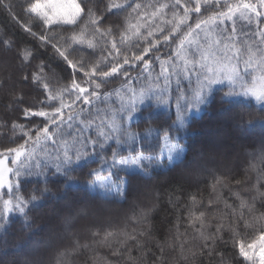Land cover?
Wrapping results in <instances>:
<instances>
[{"label": "snow or ice", "instance_id": "obj_1", "mask_svg": "<svg viewBox=\"0 0 264 264\" xmlns=\"http://www.w3.org/2000/svg\"><path fill=\"white\" fill-rule=\"evenodd\" d=\"M0 9L36 41L16 53V64L2 61L12 71L0 78V88L8 87L11 96L6 107L20 106L22 117L29 121L27 127L17 121L0 125L10 127L14 134L19 130L24 138L18 146L0 152V190L6 189L0 192V229L7 231L13 213L25 218L29 250L24 264H71L73 256L92 247L82 244L74 233L80 220L103 215L113 199L126 200L133 181L151 179L156 168H185L188 153L179 135L191 126L189 114L211 103L213 85L227 84L223 103L251 98L264 106V0H19L18 4L0 0ZM193 13L197 16L194 24L190 23ZM113 16L117 21L109 22ZM25 17L39 23H28ZM237 19L255 23V30L250 35L238 30ZM163 45L171 46V51L155 56L160 71L153 76L152 62L146 57ZM0 46L11 51L14 45L0 40ZM39 50L52 52L49 59L64 66L60 73L44 59L32 63ZM136 66H142L141 73L133 77L130 69ZM65 70L67 75L62 74ZM117 76L123 77L120 87L106 90ZM173 78L176 118L167 129L153 127L159 118L154 115L156 108L171 102ZM182 80L188 81L187 90ZM23 88L40 93L35 104L25 102L31 93ZM140 123L143 129L133 128ZM244 125L248 130L257 125L264 129V120ZM93 129L94 135L85 134ZM153 137L155 144L149 142ZM218 155L209 148L194 161L192 171L211 178L209 191L206 197L191 195L183 206L181 219L186 227L180 232L176 225L172 242L165 238L159 243L161 264L170 259L165 256L166 247L174 264H195L198 257L215 256L216 244L225 235L233 238V246L247 264H264V211L260 210L264 209V152L253 157L242 179L218 171ZM9 156L15 167L10 166ZM93 163L98 166L92 168ZM85 168L88 179L84 184L101 203L66 200L49 218L47 235L39 236L28 213L30 205L36 206L50 192L49 173L62 177L70 191L81 183L73 174ZM30 177H43L45 187L39 195H18L22 178ZM150 211L142 208L129 217L134 225L131 231L92 230L93 243L137 264L141 257L133 252L149 250L151 231L144 225ZM138 224L142 226L136 228ZM246 231L253 234L250 241L235 239ZM68 236L73 237L72 244L57 248L48 258L46 251L55 241ZM93 264L100 261L94 259ZM219 264H226L222 255Z\"/></svg>", "mask_w": 264, "mask_h": 264}, {"label": "trees", "instance_id": "obj_2", "mask_svg": "<svg viewBox=\"0 0 264 264\" xmlns=\"http://www.w3.org/2000/svg\"><path fill=\"white\" fill-rule=\"evenodd\" d=\"M12 2L18 4L19 0H12ZM16 12H20L19 7L16 8ZM196 19L197 16L193 13L190 23L194 24ZM25 20L28 23H39L34 17L31 20L25 17ZM116 21L117 17H110L109 22ZM253 31L246 32L250 35ZM0 40H9L14 45L11 51H6L3 46H0V78H4L9 71H12V68L6 66L2 61L7 60L9 65L16 64V53L26 46L35 45L36 41L2 9H0ZM170 51L171 46L163 45L160 47L159 52L154 50L146 57L152 62L153 76L160 71L159 62L155 60V56L164 57ZM37 57L36 60L32 61L33 64H38L41 59H44L58 73L64 67L59 64L57 59H49L52 57L50 50L46 52L43 50L37 51ZM141 68L142 66H136L130 69L131 76L136 77L141 73ZM62 74L67 75V71L65 70ZM122 83V76L114 77L106 85V90L110 91L113 88H118ZM136 86L139 87V84ZM181 86L187 90L188 81L182 80ZM192 87H195V76L192 77ZM175 89L176 83L175 78H173L171 102L169 105H160L156 108L154 115L158 114L159 118L153 122V127L167 129L175 120ZM22 90L25 93H31L25 96L27 104H35L40 98V93L37 91L29 88H23ZM228 90L226 83L224 85H213L211 103L205 106L202 111L189 114L192 121L191 126L179 135L180 143L188 153L185 168H176L172 171L162 167L156 168L151 179L139 178L133 181V187L126 200L113 199L112 203L105 205L109 210L103 215L82 219L74 226V233L80 242L82 244L89 243L92 247L83 254L73 256L71 264H93L94 259L100 261V264H130L126 255L114 256L111 249L93 243L91 231L98 229L102 233L105 230L112 231L125 228L131 231L134 225L129 217L134 212L139 213L142 208L151 209L148 214L147 225H144L150 228L151 231V237L147 240L149 250L145 252L134 251L133 255L141 257L137 264H153L154 260L156 264H161L157 260L160 255L157 246L165 238H167L168 243L172 242L173 234L177 231L176 225H179L180 232L184 231L186 225L181 217L183 216V206L189 202V197L201 193L206 197L208 194V184L211 178L206 174L198 175L195 171H192L196 168L194 161L198 159V155L202 150L214 148L219 153L216 160L218 171L230 176L232 179H242L244 177L249 162L253 160V157H259L264 152V129L257 125L252 130H248L244 122L264 120V106L257 104L251 98L238 104L223 103L222 97ZM17 91H21V86H17ZM188 94L191 93L188 92ZM10 99L9 88H0V125L17 121L27 127L29 121L24 120L22 117L20 106L15 108L6 107ZM112 99L115 101L116 98L113 97ZM98 106L103 107L102 104ZM32 119L39 120V118ZM143 127V123L138 126L133 125V128L137 130L143 129ZM85 134L94 135L95 130H90ZM172 135H175L174 130ZM23 142L24 138L19 130L14 134L10 127H0V152H4L5 149L10 147H16ZM149 142L155 144V137L151 138ZM12 158V156L8 157L9 164ZM10 166L15 167L11 164ZM97 166L98 163L91 165L92 168ZM87 171L88 168H85L82 172L73 174L81 183L78 186H73L70 191L64 186L62 177L53 176L49 173L47 187L50 192L45 195L44 199L35 202L36 206L30 205L31 211L28 213V216L34 222V230L39 232V236L47 235L50 226L49 218L55 210L63 207L66 200L88 205L101 203L84 184V181L88 179L85 175ZM250 174L253 177L255 175L254 173ZM121 175L123 174L121 173ZM44 187L43 177L22 178L18 195L25 198L32 194L39 195V190ZM0 192H6V190H0ZM57 197H64V199H57ZM260 210L264 211V209ZM24 224L25 218L19 213H13L7 222V231L4 232L3 229H0V264H24L25 253L29 250L25 246L29 233L24 230ZM141 226L139 224L135 225L136 228ZM252 235V233L246 231L235 237V239H243L248 242L252 239ZM36 238L38 237L33 236V239ZM72 240L73 237L68 236L63 240L55 241L52 248L46 251V256L48 258L53 257L57 248L69 247ZM233 245V238L230 235H225L223 240L218 241L216 244L217 255L198 257L195 264H219L221 255L224 257L226 264H247L239 256L238 250ZM172 255L166 247L165 256L170 257L167 264H174V260L171 259Z\"/></svg>", "mask_w": 264, "mask_h": 264}, {"label": "rangeland", "instance_id": "obj_3", "mask_svg": "<svg viewBox=\"0 0 264 264\" xmlns=\"http://www.w3.org/2000/svg\"><path fill=\"white\" fill-rule=\"evenodd\" d=\"M236 25H237L238 30L243 29L244 31L255 30V27H256L255 23H253L252 25H248L245 21L240 20V19L236 20ZM261 26L264 27V23H262ZM149 199H150V197H149Z\"/></svg>", "mask_w": 264, "mask_h": 264}]
</instances>
